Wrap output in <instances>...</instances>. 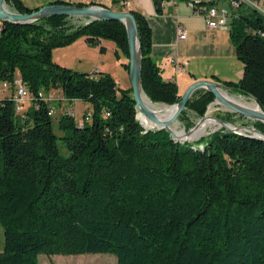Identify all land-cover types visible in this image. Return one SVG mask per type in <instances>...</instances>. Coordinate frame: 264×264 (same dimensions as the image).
I'll list each match as a JSON object with an SVG mask.
<instances>
[{"label": "trees", "instance_id": "1", "mask_svg": "<svg viewBox=\"0 0 264 264\" xmlns=\"http://www.w3.org/2000/svg\"><path fill=\"white\" fill-rule=\"evenodd\" d=\"M4 1L19 13L37 9ZM154 5L159 12V1ZM129 11L144 94L151 102L177 103V84L162 77L150 56L145 16ZM70 19L0 22V84H9L0 97V264L99 253L113 254L116 264H264V140L220 128L180 142L164 129L146 130L130 87H118L107 72H79L52 59L53 48L80 36L101 53L100 40H110L128 59L124 25H70ZM228 32L243 72L220 83L264 111V16L240 4ZM121 65L128 73V61ZM16 80L30 96L21 112L13 100ZM40 92L88 108L78 121L64 106L54 121ZM213 100L198 89L185 109L202 116ZM251 125L264 132L263 123Z\"/></svg>", "mask_w": 264, "mask_h": 264}, {"label": "crops", "instance_id": "2", "mask_svg": "<svg viewBox=\"0 0 264 264\" xmlns=\"http://www.w3.org/2000/svg\"><path fill=\"white\" fill-rule=\"evenodd\" d=\"M52 1L54 0L48 2L38 0L34 8L50 4ZM122 1L74 0V2H82L86 5L104 6L115 11L137 9L143 13L151 33L150 56L152 60L159 67L165 80L174 81L178 88L182 84L184 91L196 81L205 80L222 85L220 81H237L241 77L242 63L237 59L234 46L230 42L228 26L210 29L206 24L204 17L206 8L215 5L218 9H226L224 6L217 5L218 0H200L199 6L203 10L201 13H197L189 5L192 0H158L159 12L155 9L154 0H125V4H122ZM260 2L264 6V0ZM228 11L231 13L232 8L230 7ZM179 26L186 34L183 40L178 39ZM100 44L105 47L103 54H106L108 47L104 39L100 40ZM95 48L98 54H102L98 47ZM111 48L116 50L115 44ZM52 59L70 68L67 63ZM124 62L126 60L121 61V64ZM120 66L122 72L128 76L123 66ZM176 67L180 70L177 71ZM98 72L105 71L98 68Z\"/></svg>", "mask_w": 264, "mask_h": 264}, {"label": "water", "instance_id": "3", "mask_svg": "<svg viewBox=\"0 0 264 264\" xmlns=\"http://www.w3.org/2000/svg\"><path fill=\"white\" fill-rule=\"evenodd\" d=\"M69 16L76 18H85L88 20H116L120 21L126 30L127 36V48H128V77L130 81V88L132 90V97L135 102V109L137 112L143 114L151 122L155 124L153 128H145L142 123L141 125L146 130H161L164 129L169 133L171 139L184 142L190 141L189 139L178 138L174 131L172 130V124L178 119L181 112L185 109L186 104L192 94L198 89H204L214 96L213 104H219L226 107L231 112L239 114L250 121H258L264 124V111L258 106V109L249 108L243 105L236 104L230 99L226 98L221 90L228 92V89L222 85L211 81H196L190 85L185 93L181 95L180 100L171 105L174 106V111L171 115L165 119H160L156 114H154L143 102L142 94H144L141 85V65H142V50L140 45V39L138 37L137 26L133 15L130 11H115L100 5H84L77 6L74 4H64V3H50L41 6L32 12L19 13L14 10H10L4 0H0V20L6 21L14 24H30L35 21L50 17V16ZM257 104V103H256ZM206 116L199 119L198 123L203 121ZM218 126L214 130H219L220 128L232 131L235 133L245 134L250 137H257L264 140V132L259 131L253 126H235L233 124L227 123L225 120L213 117ZM195 124L191 129L186 131V135L197 127ZM213 131V132H214Z\"/></svg>", "mask_w": 264, "mask_h": 264}, {"label": "rangeland", "instance_id": "4", "mask_svg": "<svg viewBox=\"0 0 264 264\" xmlns=\"http://www.w3.org/2000/svg\"><path fill=\"white\" fill-rule=\"evenodd\" d=\"M37 1L38 0H23L25 5L31 8H34L36 6L35 3ZM48 1L49 0H46V2ZM217 2H218L217 5L219 7L224 6L226 9L228 10L230 9L228 0H218ZM260 5L263 7V4L261 2ZM8 8L10 10H13L10 7ZM116 8L119 9V7ZM68 23L70 25H80V24H84V21L83 19L80 18L77 19L74 18V19H70ZM104 43L108 47L107 53L98 54L95 46H91L87 44L84 37L80 36L77 37L73 42H71L68 45L53 48L51 54H52V58H55L59 62L67 63L70 66V68L73 70L79 72H85V73H93L94 75H96L99 68L101 70H104L105 72H108L115 79L118 87L120 88L130 87L129 77L126 76L124 72H122L120 66L121 61L126 60L127 62L128 59L123 54H121L120 51L116 54V50L115 49L113 50L111 48L112 45H114L112 41L104 40ZM0 89H1V84H0ZM178 90L180 95H183L185 93L182 84L179 85ZM228 94L235 98L244 99L245 101H255L251 97H244L237 92L235 93L228 90ZM56 96L57 94H55L54 97L56 98V100L52 102L55 111L53 114L54 121H56L64 106H66V108H68L73 113L74 117L78 121H80L82 114L85 113V109L88 108V104L80 100H74L70 102L67 101L66 99L60 100L59 98L61 97H56ZM212 102L207 104L204 114L202 116H199L194 109L191 108L184 109L182 115H180L178 119L172 124L173 126L176 127L177 134L180 135V129H184L185 131L191 129L195 124L198 123L199 119L203 116H206L203 119V121L213 120L214 119L213 117L224 120L223 117L225 116L227 117V121L226 120L225 121L235 126H249V125L252 126L251 123L253 121H250L239 114L231 112L222 105L213 104ZM152 103L164 104L166 106L173 105V104L168 105L162 102H152ZM166 111L167 109L160 110V112H166ZM202 127L203 126L197 128L195 133L200 131ZM205 127L207 129L205 133L198 136L197 138L191 139L190 141H195L201 137H204L212 133L217 128V125L209 124V126H205ZM3 246H4L3 229L2 226L0 225V251L3 249ZM38 263L39 264H116V256L108 253L52 255V256L40 254L38 255Z\"/></svg>", "mask_w": 264, "mask_h": 264}, {"label": "built area", "instance_id": "5", "mask_svg": "<svg viewBox=\"0 0 264 264\" xmlns=\"http://www.w3.org/2000/svg\"><path fill=\"white\" fill-rule=\"evenodd\" d=\"M58 1L64 4H71L74 2V0H58ZM228 2L230 4V7L233 9L237 8L240 4H243L251 9L257 10L260 14L264 16V6L262 7L260 5V0H228ZM125 3H126L125 0H123L122 4H125ZM189 5L197 13H201V11H203L202 8L199 6L200 0H192L189 2ZM204 17H205L208 28L217 29V28H223V27L228 26L230 13L226 9H218L217 6L211 5L210 7L205 9ZM80 19H83L84 23L91 21L85 18H80ZM177 35H178V39L180 40H183L186 38L185 31L183 30L181 26H179L177 29ZM176 70L179 71L180 70L179 67H176ZM14 87L15 89H14L13 100H14L15 106L17 107V112H21L24 106V103L28 101L30 97L29 92H28V89L21 83L20 80H16ZM8 90H9V84L6 82H3L1 84L0 93L4 95L5 93H7ZM39 96L51 102V109H50L49 114L53 115L55 111H54L52 102L56 100V98H54L55 96H53L52 94H45V93L43 94L41 92L39 93Z\"/></svg>", "mask_w": 264, "mask_h": 264}, {"label": "bare ground", "instance_id": "6", "mask_svg": "<svg viewBox=\"0 0 264 264\" xmlns=\"http://www.w3.org/2000/svg\"><path fill=\"white\" fill-rule=\"evenodd\" d=\"M222 91V94L230 99V101L236 103V104H239V105H243V106H246V107H249V108H254V109H258V106H257V102L255 101H245L244 99H241V98H235L231 95L228 94V92H226L225 90H221ZM142 99H143V102L144 104L154 113L156 114L160 119H165L167 117H169L171 115V113L174 111V106H166L164 104H155V103H152L147 97L145 94H142ZM214 106V105H212ZM167 109L166 112H160V110H165ZM138 118L141 120L142 124L148 129V128H153L155 127V124L153 122H151L148 118H146L143 114L139 113L138 112ZM210 125H217L218 126V123L215 119L213 120H210V121H203L201 123H199L197 125V127L195 129H193L189 135H186V131L184 129H180V135L177 134V129L175 126H171L172 130L174 131L175 135L178 137V138H181V139H193V138H197L198 136L202 135L203 133H205L207 131L206 127L205 126H209ZM202 127V129L200 131H198L197 133H195V131L197 130V128L199 127Z\"/></svg>", "mask_w": 264, "mask_h": 264}]
</instances>
